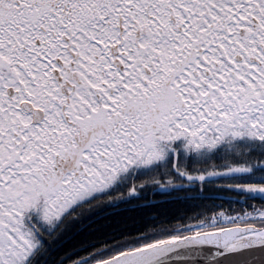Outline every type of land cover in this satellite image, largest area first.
Wrapping results in <instances>:
<instances>
[{
  "label": "snow or ice",
  "instance_id": "obj_1",
  "mask_svg": "<svg viewBox=\"0 0 264 264\" xmlns=\"http://www.w3.org/2000/svg\"><path fill=\"white\" fill-rule=\"evenodd\" d=\"M0 264H264V0H0Z\"/></svg>",
  "mask_w": 264,
  "mask_h": 264
}]
</instances>
